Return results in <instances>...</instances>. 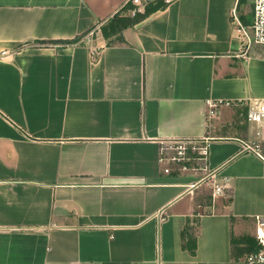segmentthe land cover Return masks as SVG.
<instances>
[{"label":"crops","instance_id":"obj_1","mask_svg":"<svg viewBox=\"0 0 264 264\" xmlns=\"http://www.w3.org/2000/svg\"><path fill=\"white\" fill-rule=\"evenodd\" d=\"M125 5L0 0V264H246L264 175L241 140L264 132L240 106L215 130L207 100L264 99V46L232 18L251 32L252 0H174L109 44ZM177 138H209L203 163L172 161Z\"/></svg>","mask_w":264,"mask_h":264},{"label":"built area","instance_id":"obj_2","mask_svg":"<svg viewBox=\"0 0 264 264\" xmlns=\"http://www.w3.org/2000/svg\"><path fill=\"white\" fill-rule=\"evenodd\" d=\"M174 0H126V5L130 4L132 7L128 11V14L135 16L137 13L145 12L146 8L152 4L162 2L168 6ZM253 5V17L251 22V32L242 25L236 11L232 12L233 23L241 31V37L243 45L246 50L252 43H257L264 46V0H252ZM1 55H7L6 51H2ZM100 55V48L93 47L91 50V56L93 60H97ZM220 104L227 106H240L246 109V120L248 122H255L257 124L264 123V99H253L246 102L231 103L230 101L208 99L207 106L209 108V116L214 118L216 116V108ZM170 151L172 152V161L184 162L189 160V154L198 153L199 156H205L207 153V147L209 145V138L203 139H171L169 140ZM241 152L250 153L254 155L262 164V170L264 175V137L261 132L256 133V137L248 140H241ZM169 172V169H165ZM227 181V180H226ZM226 181L213 184L212 196H218L223 193L226 187ZM159 220H165V214L161 211L158 214ZM257 239L262 249L249 254L245 258L246 264H264V217L257 218Z\"/></svg>","mask_w":264,"mask_h":264},{"label":"trees","instance_id":"obj_3","mask_svg":"<svg viewBox=\"0 0 264 264\" xmlns=\"http://www.w3.org/2000/svg\"><path fill=\"white\" fill-rule=\"evenodd\" d=\"M132 6L130 4L125 5L124 8H122L121 12L116 13L112 18H110L108 20V22L106 24H103L101 27V30L105 36V38H107L108 43H113V42H122L123 41V31H125L128 28L134 27V25H136L137 23H139L140 21H142L143 19H145L147 16H149L152 12H155L159 9H164L167 6L164 5L162 2H158L156 4H152L150 6H148L145 10V12L143 13H137L135 16H131L130 14H128V11L130 10ZM122 12H125L122 15ZM113 36V38H111ZM111 38V40H110ZM79 39H75L71 42H77ZM245 112L246 109L244 108ZM246 115V113H245ZM183 237L185 239H187V244L189 245L190 243H193V247H195V238L189 234V232H184L183 233ZM249 239V243L250 245H248L247 247H239L237 246V244L243 243V238L240 239H235L233 238L232 240V249H231V255L232 258L237 260V259H241L243 256L247 257L249 254L259 251L260 249H262V246L259 245L258 239L257 237L250 240ZM245 244V242H244ZM194 252V250H193Z\"/></svg>","mask_w":264,"mask_h":264},{"label":"rangeland","instance_id":"obj_4","mask_svg":"<svg viewBox=\"0 0 264 264\" xmlns=\"http://www.w3.org/2000/svg\"><path fill=\"white\" fill-rule=\"evenodd\" d=\"M234 109H235V107H233V106H227V105H225V104H220L217 108H216V110H217V113L216 114H218L217 116H215V118H211V117H209V123H211V126H213V128L215 129V130H217L218 128H219V126H220V121L222 122V121H224V119H226V118H228V119H230V120H235V118H234ZM245 116V113L243 112V114H242V116H240V117H244ZM211 119V120H210ZM236 123H238V122H236ZM239 124V123H238ZM238 124H234V126L233 127H229V128H231L232 129V131L233 130H235L236 128V126L238 127ZM242 125H245L244 127H246V125H248L247 126V128H248V130L249 131H251V132H256V131H258V130H261L262 132H264V126L263 125H259V124H257V123H255V122H250V123H247V122H243L242 123ZM243 127V126H242ZM223 133V132H222ZM233 133V132H232ZM237 134H240L239 133V131L237 130V132H236ZM233 134H235V132L233 133ZM241 135V134H240ZM210 152V146H208L207 147V152ZM203 157V156H202ZM205 157V156H204ZM204 157L201 159V161H199L201 164L203 163V161H204ZM192 161H190V163H191ZM191 164H193V163H191ZM204 183H207L206 181H203V182H201V187L199 188V191L200 190H204L205 188H209V185H208V183L207 184H205L204 185ZM203 184V185H202Z\"/></svg>","mask_w":264,"mask_h":264}]
</instances>
